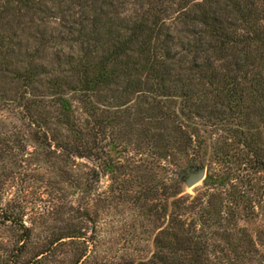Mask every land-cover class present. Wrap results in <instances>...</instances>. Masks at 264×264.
<instances>
[{
  "label": "rangeland",
  "instance_id": "374dc122",
  "mask_svg": "<svg viewBox=\"0 0 264 264\" xmlns=\"http://www.w3.org/2000/svg\"><path fill=\"white\" fill-rule=\"evenodd\" d=\"M0 264H264V0H0Z\"/></svg>",
  "mask_w": 264,
  "mask_h": 264
},
{
  "label": "water",
  "instance_id": "95a60500",
  "mask_svg": "<svg viewBox=\"0 0 264 264\" xmlns=\"http://www.w3.org/2000/svg\"><path fill=\"white\" fill-rule=\"evenodd\" d=\"M200 179V176L198 174H191L188 180L189 184H194L196 181Z\"/></svg>",
  "mask_w": 264,
  "mask_h": 264
},
{
  "label": "trees",
  "instance_id": "16d2710c",
  "mask_svg": "<svg viewBox=\"0 0 264 264\" xmlns=\"http://www.w3.org/2000/svg\"><path fill=\"white\" fill-rule=\"evenodd\" d=\"M210 38V40H212L213 39V37H212V39H211V37H209Z\"/></svg>",
  "mask_w": 264,
  "mask_h": 264
}]
</instances>
